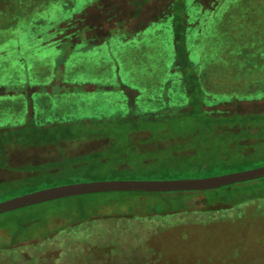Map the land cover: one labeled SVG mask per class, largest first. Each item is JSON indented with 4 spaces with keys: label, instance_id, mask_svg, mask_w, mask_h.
Segmentation results:
<instances>
[{
    "label": "rangeland",
    "instance_id": "rangeland-1",
    "mask_svg": "<svg viewBox=\"0 0 264 264\" xmlns=\"http://www.w3.org/2000/svg\"><path fill=\"white\" fill-rule=\"evenodd\" d=\"M202 3L0 0V202L69 184L159 180L162 174H114L105 166L129 157L131 137L140 146L160 139L166 148L210 142L199 110L196 120L178 117L184 88L194 99L211 93L219 109L212 114L237 103L234 115L264 116V88L241 92L264 84V0H217L212 9ZM85 16L104 34L83 31L74 19ZM127 98L136 108L123 121ZM146 110L168 115L143 118ZM144 129L157 133L144 141ZM255 156L264 166V150ZM57 164L64 172L39 176ZM253 185L261 188L255 195L264 194L258 179L200 192L90 194L17 210L6 216L23 225L15 240L22 245L0 250V264H264V199L249 200V192L233 195L230 209L216 207V193Z\"/></svg>",
    "mask_w": 264,
    "mask_h": 264
},
{
    "label": "trees",
    "instance_id": "trees-1",
    "mask_svg": "<svg viewBox=\"0 0 264 264\" xmlns=\"http://www.w3.org/2000/svg\"><path fill=\"white\" fill-rule=\"evenodd\" d=\"M196 2L202 1V7L206 9H212L218 5L217 0H195ZM84 14V13H83ZM82 14V15H83ZM75 18V17H74ZM80 19V18H79ZM83 20L74 19L75 22L81 23V28L83 31L91 29L92 31L99 32L104 34L103 27L100 26L99 30L96 29L95 21L93 23L88 22L87 16L82 17ZM107 34V33H105ZM91 34L89 35V37ZM107 36H110L108 34ZM102 40L105 38L104 35L100 36ZM179 77V76H178ZM181 80V79H180ZM255 83V82H252ZM261 87L264 88V84L258 82L256 84L245 85L241 92L242 94H260L263 90L260 89ZM248 88H254L252 91L244 92ZM239 89V88H238ZM254 90H260V92H256ZM254 91V92H253ZM186 99V104L184 106L178 107L179 116L189 115V117H193L196 114L195 110L200 111V116H198V120L202 123V125L209 129H200L202 133H206L208 140L210 142L202 143V144H191L185 146L184 144H173L170 143V149L165 147V143L162 140H153L147 141L148 137L154 133H157L153 130L144 129L142 130V138L144 137V141H147L143 146L138 145L137 143L132 140L131 137L129 140V154L128 158H122L121 162L114 164L112 166H105L111 167V172L114 174L118 173H126L132 174L135 172V169L144 170L147 173L158 174L162 176L159 180H173L179 179L183 175L184 177H194L193 175H197L198 173H202L208 170H215V169H227V168H240L239 170H230L228 173L232 172H239L242 171L244 166H250L249 169L261 167L262 165H257L258 159H256V154L264 150V116L260 115V111H252L246 112L244 116H237L234 115L233 112L237 110V103H233L232 109H224L220 110L217 115L212 114L210 111L212 109H218L216 104H210V97L211 93L204 90V93H200V96L197 99H194L193 92L184 88L183 93ZM228 95H237V94H228ZM227 96V95H223ZM27 105H31L32 109L33 102L31 100H26ZM175 108V106H172ZM121 115L120 120L129 121L130 115L132 116L131 112L136 106L131 105L130 98H127L121 107ZM171 108V107H170ZM177 108V107H176ZM207 108H210L207 110ZM27 109V108H26ZM219 110V109H218ZM34 111V110H33ZM238 111V110H237ZM235 111V112H237ZM28 112V110H26ZM134 112V111H133ZM140 112V116L143 118H154L158 117L162 118L164 115H168V113L162 111H150L146 110V112ZM239 112V111H238ZM244 114V113H243ZM118 119V118H117ZM195 119V118H194ZM133 120V119H132ZM196 120V119H195ZM153 121V120H152ZM220 125V126H219ZM229 128L231 131L230 134L225 131V129ZM243 129L244 134L239 135L238 130ZM139 129H133L132 132L138 131ZM226 132V133H223ZM146 138V139H145ZM67 140L60 141V143L65 142ZM169 141V140H168ZM58 144V145H59ZM46 146H55V145H35V147H46ZM149 147V148H146ZM138 152L146 154L145 158L136 159L134 158L138 155ZM154 153L156 156H154ZM67 156V155H66ZM64 156V157H66ZM153 156V157H152ZM63 155L58 160H52L48 162L60 161ZM158 157V158H157ZM136 159V160H135ZM105 160L99 161V165L103 166L105 164ZM46 163V162H45ZM85 166V165H84ZM68 167L73 169V171H78L76 168L79 166H73L68 164ZM64 166L59 167L58 164L56 166H49L44 171L41 172L39 175L44 176L46 179L50 178L51 176L57 174L65 170ZM248 169V170H249ZM35 173V175H37ZM59 174V173H58ZM210 175V174H209ZM216 175V174H212ZM219 175H223L220 173ZM129 176V175H128ZM218 176V175H217ZM264 180V178L259 179ZM255 181V180H254ZM251 182V181H250ZM245 182V183H250ZM241 184V183H240ZM235 185V184H233ZM231 186V185H230ZM230 186H226L219 189H225ZM260 187V186H259ZM258 185H253L249 187H245V190L240 191V189H234L233 192L225 194V196H219L217 193L215 194L216 200L222 203V206L216 205V207H224L227 209L232 208L235 205V202L232 201L233 195H243L248 194L251 192L252 194L249 195V200H260L264 199V194L255 195L253 191H260ZM258 188V189H257ZM217 190V189H215ZM211 191V190H208ZM200 192V191H197ZM128 193H135V192H128ZM145 194V193H143ZM243 200V199H242ZM6 213L3 215L11 214ZM0 215V216H3ZM10 216V215H9ZM23 231V225H19L17 221L13 220L10 217H5V220L0 222V250H8L15 248L19 245L16 243V237Z\"/></svg>",
    "mask_w": 264,
    "mask_h": 264
},
{
    "label": "water",
    "instance_id": "water-1",
    "mask_svg": "<svg viewBox=\"0 0 264 264\" xmlns=\"http://www.w3.org/2000/svg\"><path fill=\"white\" fill-rule=\"evenodd\" d=\"M262 178H264V166L200 179L110 180L69 184L34 191L0 202V215L47 202L90 194L111 192L170 193L208 191Z\"/></svg>",
    "mask_w": 264,
    "mask_h": 264
}]
</instances>
